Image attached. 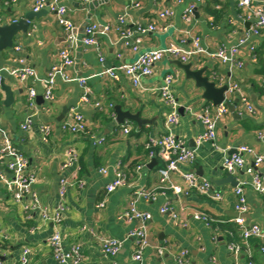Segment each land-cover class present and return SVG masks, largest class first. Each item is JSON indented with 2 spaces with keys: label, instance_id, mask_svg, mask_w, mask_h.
Segmentation results:
<instances>
[{
  "label": "crops",
  "instance_id": "0c3cea01",
  "mask_svg": "<svg viewBox=\"0 0 264 264\" xmlns=\"http://www.w3.org/2000/svg\"><path fill=\"white\" fill-rule=\"evenodd\" d=\"M34 1L0 0V23L22 19L33 11ZM60 3L67 8V17L74 23L73 34L78 38L72 49L74 65L66 72L72 78L88 79L91 98L87 103L82 102L85 89L80 82L59 78L55 99L47 102L40 83L32 79L21 83L9 74L8 70L18 68L19 60L25 59L40 78H46L51 67L60 62L59 53L69 45L70 33L58 23L53 12L34 19L28 36L20 32L12 49L0 51V77L14 94L13 103L7 106L6 94L0 86V125L13 147L28 160L29 171L36 176L33 189L39 199V205L30 196L16 202L0 180L1 264H20L26 249L29 250L27 264H60L53 257L49 242L56 232L61 234L67 249L73 245L82 248L83 259L79 264H137L133 258L136 244L128 235L142 223L125 217L132 207L150 216L145 223L150 246L144 250L143 264H177L176 257L182 251L189 252L192 264H264V238L245 240L234 222L238 216L236 186L210 181L229 174L223 166L224 158L237 147L248 145L257 153L264 152V140L260 138L264 134V29L240 46L242 68H236L209 55L221 47L238 46L249 36L254 19H249V12L240 9L236 0H91L89 3L60 0ZM261 4L264 5V0L256 5ZM191 5L198 9V17L192 13L185 19V11ZM165 10L172 11V15L161 18L160 13ZM122 17L132 33L130 42L138 44L137 52L125 46V40L116 30L96 35L97 47L82 42L90 24L115 27ZM149 25H154L156 31L137 33L138 27ZM193 37L200 39L206 54L188 63H193L195 69L207 67L206 75L218 86L228 85L226 102L236 105V115L229 110L217 119L215 141L199 140L205 126L196 114L208 110L216 117L218 106L203 98V90L188 80L177 65L179 60L165 58L158 63L153 75L142 79L145 89L135 87L125 76L115 81L101 74L107 68L137 60L143 52L163 49L171 43L188 48ZM168 75L173 77L171 91L178 107L184 109L183 114L179 112L180 123L173 127L172 133L186 147L195 150L196 160L180 164L177 171L169 173L168 181L162 183L160 170L166 169L171 155L161 154L159 148H150V144L167 134L166 120L171 108L158 89ZM32 86L37 96L43 97L39 101L36 98L35 109L28 105V88ZM232 86L237 89L230 91ZM242 98L253 106V112ZM116 106L131 113L141 112V118L150 123L139 127L126 120L118 124ZM73 110L84 117L87 133L62 131L61 124L71 118ZM31 115V128L24 131L22 125ZM44 125L51 127L48 136L42 135ZM127 126L131 127L129 133L124 132ZM1 146L0 135V151ZM70 150L75 151L78 159L64 168L70 160ZM10 161V157L2 159L0 155V172L9 179ZM253 164L254 158L245 156V167L232 175L239 184L248 183L244 186L247 224H258L264 229V197L249 184L252 179L246 172ZM117 169L124 175L126 185L108 193L107 187L117 178ZM258 171L264 175V166ZM188 172L208 179L222 198L189 191L182 176ZM62 178L68 180L63 197L59 194ZM174 186L181 188V192L175 193ZM142 192L150 198L138 196ZM61 205L65 211L60 222H56L52 218ZM167 205L172 211L163 213ZM195 214L205 215L209 224L196 220ZM104 238L122 242L116 256L104 253ZM231 245H237L240 252H232ZM158 247L163 249L162 254Z\"/></svg>",
  "mask_w": 264,
  "mask_h": 264
},
{
  "label": "built area",
  "instance_id": "2783aa9c",
  "mask_svg": "<svg viewBox=\"0 0 264 264\" xmlns=\"http://www.w3.org/2000/svg\"><path fill=\"white\" fill-rule=\"evenodd\" d=\"M84 3H89L91 0H81ZM182 2V0H178ZM240 9L249 12V19H254V25L249 32L247 39L240 41L238 46L232 48L221 47L214 53H211L212 57L219 59L222 63L229 64L231 67L242 68V62L239 59L240 55V46L245 44L250 36H256L264 29V5H256L260 0H236ZM35 0L33 5V11L39 12L44 9L47 4L50 8V11L56 15L58 23L65 27L69 37V45L62 49L59 53L60 62L54 64L49 74L46 78H40L37 71L31 67L25 59H20V66L18 68L10 69L9 74L16 78L21 83H25L28 80L32 79L35 82H38L43 87V96L47 102H53L55 99V86L57 80L61 78L65 82L78 81L84 87L85 93L82 97V102H89L91 98V91L87 87V78H72L67 74L66 69L74 65V59L72 55V49L74 45L78 42V38L73 34L74 32V23L67 17V8L62 6L60 0ZM195 9L194 5H191L185 11V19H188L192 15ZM172 15V11L165 10L160 13L161 18H167ZM251 20V19H250ZM112 30L118 31L122 35V39L125 40V46L131 47L133 51L137 52L139 50L138 44L131 43L130 39L132 38V33L127 28V23L125 18L122 17L118 24L115 27L111 25L100 26L98 24H90L85 30V36L82 39V42L87 46L97 47L98 43L96 41V35H107ZM156 31L154 25H149L145 27H138L137 33L145 34L147 32ZM254 48L252 47L251 50ZM19 50V49H18ZM206 54V50L201 46V41L198 37L192 38V44L188 48L182 47L175 43L169 44L163 49L150 50L143 52L139 55L137 60L130 63H122L119 66L111 67L105 69L101 74L107 75L115 81H119L122 76L127 77L135 87L143 88L142 79L151 77L154 73V69L158 63H160L165 58H173L181 61L182 63H188L195 57L199 55ZM101 62L104 61V57H100ZM1 80V77H0ZM173 77L171 75L166 76L165 82L159 87V93L161 94L164 102H166L170 108L171 112L166 120V129L167 134L159 138L156 142L150 144L151 147L159 148L161 154L171 155V160L169 161L166 169L160 170L161 182L165 183L168 181L169 173L172 171H177L180 164L192 163L196 160L195 150L186 147L180 139H178L173 133V127L180 123V114L178 103L171 91ZM237 89V87L232 86L230 91ZM38 92L35 87L28 88V105L30 109H35V100L37 98ZM243 103L246 105L249 111L253 112V106L249 104L246 98H242ZM224 103L217 107V116L213 117L210 115L209 111L206 110L203 113L196 114L198 120H200L204 126L205 131L200 136V141H215L217 138L216 123L217 119L226 115L229 112L228 106ZM97 106H100V103H97ZM33 115L28 117L26 122L22 125V129L27 131L31 128ZM61 129L63 132L80 134L87 133V123L84 117L76 112L72 111L71 118L65 120L61 124ZM131 127L127 126L124 128L125 133L130 132ZM42 135L48 136L51 131L49 125H44L41 127ZM0 135L2 137V146L0 155L1 158L10 157L11 161L7 164L8 170L12 173V177L9 179L6 177L5 173L0 172V180L4 183L9 193L12 195L13 199L16 202H21L26 196L33 198L34 203L39 205L38 195L34 192L33 186L36 183L35 174L29 171V162L28 160L18 152L12 145V142L7 134V132L0 125ZM260 138L264 140V134L260 135ZM70 160L64 164V168H67L72 162L77 161V155L75 151L70 150L68 152ZM151 155H155L151 151ZM245 156H252L254 158L253 168H247L246 172L251 176V183H249L252 188L264 197V175L258 171V169L264 166V152L257 153L255 149L248 145H241L236 148L235 152L227 155L224 158L223 166L229 174H234L239 169L245 167ZM119 170L117 169L116 172ZM106 173V170L102 171ZM184 180L188 185V190H195L196 192L214 197L216 199H221V194L217 193L214 190L212 183L205 178L198 177L195 173L188 172L182 174ZM248 183H241L235 189L237 196V203L235 206V211L237 212V217L234 219V222L240 227L241 235L245 240H248L252 237H261L264 238V229L258 224H247L245 219V214L248 211V203L244 193V186ZM126 185V179L123 174L117 173V178L107 187L108 193H113L120 187ZM172 188V187H171ZM68 189V180L61 179L59 194L61 197L65 196ZM173 190L175 193H180L181 188L174 186ZM143 196L145 198H150L148 193H138V196ZM65 211L64 206H60L58 212H56L55 217L52 218L56 222H60L62 213ZM172 209L167 205L162 209L163 213L171 212ZM45 218L48 217L47 213H44ZM125 217L129 220H139L142 225L139 228L134 229L128 235L129 238L133 239L136 244V251L134 254V261L137 264H143V253L144 250L150 246V236L145 225L146 221L150 219V216L139 212L136 208L132 207L130 211L125 213ZM194 218L196 220H202L208 223V218L205 215L195 214ZM50 219V217H49ZM1 234V229H0ZM50 245L53 249V257L60 264H79L83 259L82 248L78 245H73L70 248H66L62 236L59 232L54 233L53 236L49 239ZM102 247L105 254L109 256H116L121 248L122 242L115 238H104L102 239ZM159 253H163L162 248H157ZM230 250L235 254L240 252V249L237 245H231ZM28 252L26 249L24 251L23 257L21 258L20 264H27L28 262ZM3 255L2 248L0 247V264L1 257ZM189 252L182 251L176 257L177 264H192L189 260ZM166 264V263H162ZM237 264V263H236Z\"/></svg>",
  "mask_w": 264,
  "mask_h": 264
},
{
  "label": "water",
  "instance_id": "95a60500",
  "mask_svg": "<svg viewBox=\"0 0 264 264\" xmlns=\"http://www.w3.org/2000/svg\"><path fill=\"white\" fill-rule=\"evenodd\" d=\"M50 2L48 1V4ZM47 6L39 12L29 11L22 19L15 20L12 23H0V51L6 49H12L15 44V38L20 32L26 37L31 27V23L34 19H39L45 16L50 8ZM193 14L198 17V9L195 8ZM177 65L185 72L188 80H192L198 89L203 90V98L211 102L215 106H219L226 101V92L228 91V85L218 86L215 81H213L210 76L206 75L207 67L200 69H195L193 63L184 64L181 61H177ZM0 86L6 94L5 104L7 106L11 105L14 101V94L10 86L6 85L3 78L0 80ZM42 100V96H37V101ZM230 112L236 115L235 106L230 105L228 102L225 103ZM116 112V122L118 124H124L126 120L133 121L138 124L139 127L144 124H149L150 121L143 120L141 118V112L131 113L129 111H123L120 106L115 107ZM180 114H183L184 109L181 107L179 109ZM234 152V151H233ZM211 182L216 185L231 184L233 186H238L239 182L235 179L232 174H228L225 178L216 180L214 178L210 179Z\"/></svg>",
  "mask_w": 264,
  "mask_h": 264
},
{
  "label": "trees",
  "instance_id": "16d2710c",
  "mask_svg": "<svg viewBox=\"0 0 264 264\" xmlns=\"http://www.w3.org/2000/svg\"><path fill=\"white\" fill-rule=\"evenodd\" d=\"M256 56H257V58H259V55L256 54ZM261 57H262V56H261Z\"/></svg>",
  "mask_w": 264,
  "mask_h": 264
}]
</instances>
